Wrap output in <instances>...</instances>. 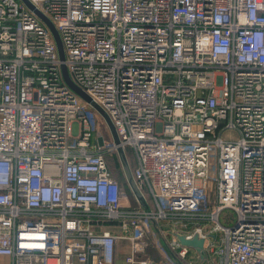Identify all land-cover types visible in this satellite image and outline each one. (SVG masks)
Instances as JSON below:
<instances>
[{
	"label": "built area",
	"instance_id": "1",
	"mask_svg": "<svg viewBox=\"0 0 264 264\" xmlns=\"http://www.w3.org/2000/svg\"><path fill=\"white\" fill-rule=\"evenodd\" d=\"M27 1L0 0V264H264V0Z\"/></svg>",
	"mask_w": 264,
	"mask_h": 264
},
{
	"label": "water",
	"instance_id": "2",
	"mask_svg": "<svg viewBox=\"0 0 264 264\" xmlns=\"http://www.w3.org/2000/svg\"><path fill=\"white\" fill-rule=\"evenodd\" d=\"M23 1L31 7V5L29 4V2L27 0H23ZM47 23H48L49 27L51 28V30L53 31V33L55 35V38H56V41H57V44H58V48H59L60 57H61L62 60H64L65 57H64L63 47H62L61 41L59 39L58 33L55 30V28H54V26L52 25L51 22L47 21ZM63 72H64L65 79H66L67 83L69 84V86L78 95H80L82 97V99H84L87 103H89L93 108L96 109V111L103 117V119L105 120L106 124L108 125V127H109V129H110V131L112 133V137H113L115 143H119V139H118L117 133L115 131V128L112 125V123H111L110 119L108 118V116L104 113V111L99 106H97L95 103H93L91 101V99L86 94H84L81 90H79V88H77L71 82L65 66H63ZM118 156L120 158L122 167H123V169H124V171L126 173L128 185L130 186L132 191L137 196H140V193H139V191H138V189L136 187V184L134 182V179H133V176H132V173H131V169H130L129 164L127 162L124 150L122 148L118 149ZM176 237L178 238V240L180 241V243L182 245L197 250V252H199L202 255V257L204 258V255H203V252H204V240L201 239L198 235H195L193 239H187L186 236L180 235V234H176Z\"/></svg>",
	"mask_w": 264,
	"mask_h": 264
},
{
	"label": "rangeland",
	"instance_id": "3",
	"mask_svg": "<svg viewBox=\"0 0 264 264\" xmlns=\"http://www.w3.org/2000/svg\"><path fill=\"white\" fill-rule=\"evenodd\" d=\"M19 2H23V0H18ZM238 135L236 132H230L228 134L225 135V138H236ZM97 138L101 141H104V140H108L109 139V133H108V129H107V125L106 123L104 122V120L102 119L101 120V125H100V128H99V132H98V135H97ZM126 152H127V155L128 157L130 158V161H131V164H132V168H134L135 166V155H134V151L128 147L126 149ZM107 161H108V164H109V168L113 174V176L119 180L123 186L125 188H127L128 190V193H129V198L125 201V205L126 206H131L133 205V199H132V194H131V190H130V186L128 185V182H127V176H126V173L120 163V158L117 154H112V155H109L107 156ZM225 218V220H227L228 222L231 223V220L234 219V213L230 210H227L224 212V214L222 215L221 219L223 220ZM166 228H169L168 226H166ZM153 238V237H152ZM155 240V239H154ZM162 242L166 245V241L165 239H162ZM127 246H126V243L123 242L121 244V246L119 247V250H120V253L121 254H124L125 253V250H126ZM122 256V255H121ZM3 262V261H1Z\"/></svg>",
	"mask_w": 264,
	"mask_h": 264
},
{
	"label": "crops",
	"instance_id": "4",
	"mask_svg": "<svg viewBox=\"0 0 264 264\" xmlns=\"http://www.w3.org/2000/svg\"><path fill=\"white\" fill-rule=\"evenodd\" d=\"M224 220V219H223ZM226 222H228L227 220H225ZM229 223V222H228ZM165 229H168L166 227H164ZM121 246V244L119 245V247ZM126 246H128V244H126ZM128 247L126 248L125 250V253L124 254H121L120 253V250L118 248V251H117V259H116V264H126L125 263V256L129 253L128 252ZM122 255V256H121ZM148 255L151 256L153 259L155 260H159L160 259V255L157 254L154 250H152L151 248L149 249V252H148ZM3 261L5 263H10V260L8 259H2L0 258V262ZM203 264H209V263H203Z\"/></svg>",
	"mask_w": 264,
	"mask_h": 264
}]
</instances>
